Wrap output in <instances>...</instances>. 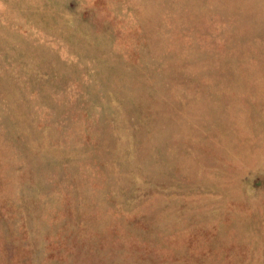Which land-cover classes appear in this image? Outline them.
Wrapping results in <instances>:
<instances>
[{"label":"rangeland","instance_id":"374dc122","mask_svg":"<svg viewBox=\"0 0 264 264\" xmlns=\"http://www.w3.org/2000/svg\"><path fill=\"white\" fill-rule=\"evenodd\" d=\"M0 264H264V0H0Z\"/></svg>","mask_w":264,"mask_h":264}]
</instances>
